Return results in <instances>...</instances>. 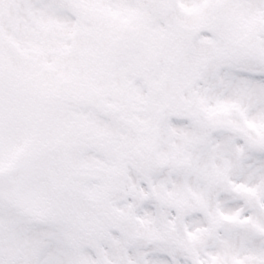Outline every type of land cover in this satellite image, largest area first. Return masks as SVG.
Masks as SVG:
<instances>
[{
    "label": "snow or ice",
    "instance_id": "snow-or-ice-1",
    "mask_svg": "<svg viewBox=\"0 0 264 264\" xmlns=\"http://www.w3.org/2000/svg\"><path fill=\"white\" fill-rule=\"evenodd\" d=\"M0 264H264V0H0Z\"/></svg>",
    "mask_w": 264,
    "mask_h": 264
}]
</instances>
